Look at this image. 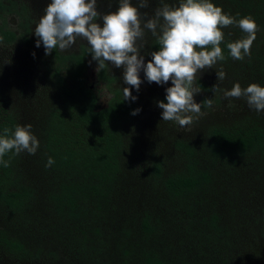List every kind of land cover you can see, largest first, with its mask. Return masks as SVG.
<instances>
[{
  "label": "trees",
  "instance_id": "1",
  "mask_svg": "<svg viewBox=\"0 0 264 264\" xmlns=\"http://www.w3.org/2000/svg\"><path fill=\"white\" fill-rule=\"evenodd\" d=\"M211 2L251 14L259 31L251 57L235 60L226 44L246 33L223 29L225 59L195 82V102L213 106L181 127L158 107L171 80L141 70L137 91L111 62L89 74L87 40L45 55L33 29L51 0H0V134L31 124L39 140L34 155L10 151L0 165V264H264V111L212 91L264 87V0ZM118 7L97 0L102 15ZM144 41L146 64L159 45L148 30Z\"/></svg>",
  "mask_w": 264,
  "mask_h": 264
},
{
  "label": "clouds",
  "instance_id": "2",
  "mask_svg": "<svg viewBox=\"0 0 264 264\" xmlns=\"http://www.w3.org/2000/svg\"><path fill=\"white\" fill-rule=\"evenodd\" d=\"M148 7V0H119L114 12L101 14L97 10V0H51L45 14L35 26L38 37L36 47L41 42L45 55L56 48L66 51L78 40H87L92 59L98 62L97 72L111 62L116 68L123 67L124 83L139 91L143 82L141 70L149 83L167 84L166 103L158 102L163 109L162 120L177 122L181 127L190 126L205 113L202 107H212L213 99L196 103L194 96L202 89L195 82L206 69H215L218 61L225 59L221 44L224 42V28L236 25L246 36L228 42L226 47L235 60L251 57V46L256 40L259 27L251 14L237 20L225 13L221 6L211 0H180L178 6L164 3L148 17L140 9ZM238 15V14H237ZM103 20V26L97 23ZM145 30L156 37L158 51L150 53L152 59L145 64L141 50L145 47ZM2 40V37H0ZM108 64V63H107ZM217 81H223L226 73L221 68L215 70ZM214 94L223 91L225 98H246L250 108L264 111V87L252 83L242 88L237 82L231 90H221L216 84ZM124 100H135L130 88H123ZM135 109L132 115L138 114ZM32 125H17L15 130L5 128L0 134V165L9 166L3 157L10 151L20 154L26 151L34 155L39 148V140L31 131ZM49 157L46 167L54 164Z\"/></svg>",
  "mask_w": 264,
  "mask_h": 264
},
{
  "label": "rangeland",
  "instance_id": "3",
  "mask_svg": "<svg viewBox=\"0 0 264 264\" xmlns=\"http://www.w3.org/2000/svg\"><path fill=\"white\" fill-rule=\"evenodd\" d=\"M35 26L36 25H34L33 32H35ZM96 66H97V63L94 61L89 64V69H88L89 74H91L94 69H97Z\"/></svg>",
  "mask_w": 264,
  "mask_h": 264
},
{
  "label": "water",
  "instance_id": "4",
  "mask_svg": "<svg viewBox=\"0 0 264 264\" xmlns=\"http://www.w3.org/2000/svg\"><path fill=\"white\" fill-rule=\"evenodd\" d=\"M90 87H92V85Z\"/></svg>",
  "mask_w": 264,
  "mask_h": 264
}]
</instances>
